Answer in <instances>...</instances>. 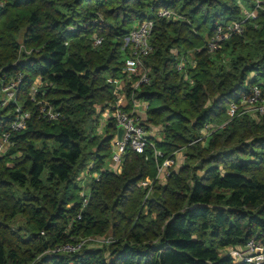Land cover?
Masks as SVG:
<instances>
[{
    "label": "trees",
    "instance_id": "obj_1",
    "mask_svg": "<svg viewBox=\"0 0 264 264\" xmlns=\"http://www.w3.org/2000/svg\"><path fill=\"white\" fill-rule=\"evenodd\" d=\"M255 6L256 0H0V79L24 74L17 101L0 103V136L11 130L17 104L32 111L0 155V264H249L221 252L253 236L264 241V113L248 105L230 117L228 108L255 85L264 94V8L217 52L205 45L218 26ZM162 7L181 18L159 17ZM146 18L155 20L153 52L143 58L151 82L127 93L150 103L144 122L164 132L161 141L149 136L144 153L129 150L115 173L106 164L118 127L113 118L101 124L97 108L115 99L108 79L125 77L124 38ZM95 34L104 36L102 45H94ZM188 51L196 62L185 66L193 83L176 68ZM38 77L47 85L36 98L64 117L40 114L31 99ZM212 123L218 126L204 136ZM179 151L182 167L171 168L146 197L138 182L154 179ZM99 237L113 240L89 245ZM82 239L78 252L52 253Z\"/></svg>",
    "mask_w": 264,
    "mask_h": 264
},
{
    "label": "built area",
    "instance_id": "obj_2",
    "mask_svg": "<svg viewBox=\"0 0 264 264\" xmlns=\"http://www.w3.org/2000/svg\"><path fill=\"white\" fill-rule=\"evenodd\" d=\"M264 8V0H256L255 8L249 10L243 8V17L240 20H235L229 23L227 26H218L215 33L206 40L205 48L210 53H215L222 48V43L228 40L233 35H241L245 33L246 25L250 20L258 18L259 9ZM154 10V9H153ZM157 15L167 21H175L181 18L174 10L162 7L158 9ZM155 27V20L152 18L143 19L133 25L131 30L127 33L124 38V48L129 49L123 66V73L129 78V82L134 90L138 89L141 84H149L151 77L148 73V69L145 67L143 58L153 52V45L151 43L153 31ZM94 45L100 46L104 42V36L100 34L94 35ZM30 54L33 49H21ZM191 64L193 67L196 66L194 58H190L187 54L179 56L176 68L178 71L183 72L185 80L193 83L194 81L189 78L185 66ZM141 71L140 77L137 81L132 80L134 74ZM24 79L23 73H17L8 80L0 79V103L6 105L11 101H17L18 87ZM115 82L118 84L121 82L120 79H116ZM47 85L44 83L42 78L38 77L35 79L32 86L31 99L36 102L39 107L40 114L49 119H58L64 117L63 112L60 108L54 107L48 99L38 100L37 92L43 86ZM119 87H115V93L118 96L116 103L112 104L111 111L106 118H113L116 121L117 127L124 128L123 138L119 139L116 135L111 143L112 156L111 164L108 169L112 172L120 173L122 171L123 162L125 155L129 150H134L138 153H144L147 146L149 145V136L151 135V128L145 124V120L142 114L136 109L131 111L127 110V106L124 104L123 99L118 94ZM253 106L260 109L264 113V94L260 85H255L252 91L248 94L243 95L240 99V103L231 102L228 108V115L234 117L238 114L240 106ZM17 117L11 124V130L5 131L0 136V155L6 153L9 148L13 145L11 141L12 131H22L27 127V122L32 116L31 110H23V108L17 104ZM226 123L222 124L224 126ZM218 125L208 124V128H214ZM156 157L163 156L160 150H156ZM170 155L165 158L162 165L158 167V173L154 179H143L138 182V186L146 190V197L152 194L154 185L158 182L163 181L162 178L166 179L170 175V169L175 168L178 163V157ZM85 176V175H84ZM94 176L99 177V173H94ZM86 177V176H85ZM83 177L84 179H86ZM85 181L81 195L85 197L84 203L88 202L86 197V186ZM81 216H79L80 218ZM87 240L65 242L57 245L52 249V253H75L80 251ZM225 254H229L234 262L236 263H249V264H264V241L258 239L257 236H253L248 240L244 247H227Z\"/></svg>",
    "mask_w": 264,
    "mask_h": 264
},
{
    "label": "crops",
    "instance_id": "obj_3",
    "mask_svg": "<svg viewBox=\"0 0 264 264\" xmlns=\"http://www.w3.org/2000/svg\"><path fill=\"white\" fill-rule=\"evenodd\" d=\"M183 54H187L190 58H192L190 55L191 54L190 51L180 53V55H183ZM179 56H178V60H179ZM181 73H183V72H181ZM116 79H120L121 82L117 84L115 82ZM108 80L113 83V93L115 96V99L111 103H113V104H114V102L116 103V101L118 99V96L115 93V87L118 86L119 87V89H118L119 97H121L123 99L124 104L127 106V110L131 111L132 109H134L136 107V109L142 114L144 120H146L148 118L147 111L149 109L150 103L147 102L146 100H137L134 98V96L132 98H129L128 93H127L128 89L131 87L130 82H129V78L127 76H125L124 78H122V76H120V77L110 76ZM105 104L109 105L110 103H105ZM103 107H104V109L105 108L109 109V107H105L104 104H103V106L98 107L99 109H101L102 114H103V110H102ZM111 108H112V106H111ZM252 109H254V108L253 107L248 108V110H252ZM252 111H255V110H252ZM103 124H105V123H103ZM102 127H103V125H102ZM150 127H151V137L157 141H161V138H162L163 132H164V126H162V125H158V126L150 125ZM212 130H213L212 128L206 127V129H203V131H202L203 135L207 137L209 135V132H211ZM116 135H118V131H117ZM180 152H182V151H179L176 154V156L178 157V163L175 166L176 168H180L183 165L180 163V158H182V157H180V155H181ZM183 155H184V153H183ZM184 160H185V155H184ZM184 160H182L183 163H184ZM148 179H152V178H148ZM234 247H239V246H234Z\"/></svg>",
    "mask_w": 264,
    "mask_h": 264
},
{
    "label": "rangeland",
    "instance_id": "obj_4",
    "mask_svg": "<svg viewBox=\"0 0 264 264\" xmlns=\"http://www.w3.org/2000/svg\"><path fill=\"white\" fill-rule=\"evenodd\" d=\"M191 53H192V51H190ZM103 104L104 103H102V104H100L98 107H100V106H103ZM112 104L113 103H110L109 105H107V104H104V106L105 107H109V109L108 108H105L104 109V107H103V114H101L100 115V119L99 120H101V123L103 124V123H105L106 122V120H108V118H106V117H108V115H109V113H110V111H111V106H112ZM98 109V111L99 112H101V109H99V108H97ZM252 110H255V109H252ZM256 111V110H255ZM213 125H217V124H215V123H212ZM221 127H223V126H221ZM102 130V125H101V127H100V130L99 131H101ZM181 153V155H180V157H182V158H180V163L181 164H184L183 163V161L182 160H184V155H183V153L182 152H180ZM184 162H185V160H184ZM110 164H111V159L108 161V163L106 164V166H110ZM151 176H153L154 174H155V171H156V166L155 165H153V163H152V165H151ZM152 173H153V175H152ZM150 176V177H151ZM162 180H163V182L165 181V179H164V177L162 178ZM162 182V181H161ZM82 183H84V179L82 180V182H81V184ZM87 183H88V181H86V186H87ZM89 190V187H87L86 188V191H88ZM152 195V194H151ZM145 198V197H144ZM144 211H145V213L148 211V209H147V207H145V209H144ZM20 224H21V222H19ZM96 240H94V241H92L91 243H89V245L90 246H94V247H96V246H102L104 243H109L110 241H112L113 239H112V237H99V238H95ZM226 250H224V249H222V252L221 253H223V254H225L226 252H225Z\"/></svg>",
    "mask_w": 264,
    "mask_h": 264
},
{
    "label": "water",
    "instance_id": "obj_5",
    "mask_svg": "<svg viewBox=\"0 0 264 264\" xmlns=\"http://www.w3.org/2000/svg\"><path fill=\"white\" fill-rule=\"evenodd\" d=\"M123 134H124V128L123 127H119L118 128V137H119V139L123 138Z\"/></svg>",
    "mask_w": 264,
    "mask_h": 264
}]
</instances>
